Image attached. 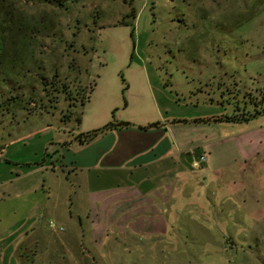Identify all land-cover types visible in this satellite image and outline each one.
<instances>
[{
	"label": "rangeland",
	"instance_id": "374dc122",
	"mask_svg": "<svg viewBox=\"0 0 264 264\" xmlns=\"http://www.w3.org/2000/svg\"><path fill=\"white\" fill-rule=\"evenodd\" d=\"M263 108L264 0H0V150L12 163L112 120H181L188 139L213 138L211 168L224 170L199 153L166 229L130 235L111 264H264V162L236 138L264 132Z\"/></svg>",
	"mask_w": 264,
	"mask_h": 264
},
{
	"label": "crops",
	"instance_id": "0c3cea01",
	"mask_svg": "<svg viewBox=\"0 0 264 264\" xmlns=\"http://www.w3.org/2000/svg\"><path fill=\"white\" fill-rule=\"evenodd\" d=\"M131 120L87 142H57L54 154L15 161L18 168L0 150V264H111L130 235L166 229L167 205L193 180L199 153L205 168L224 170L211 168V134L191 140L175 128L181 120ZM262 137L259 129L236 137L260 165Z\"/></svg>",
	"mask_w": 264,
	"mask_h": 264
},
{
	"label": "trees",
	"instance_id": "16d2710c",
	"mask_svg": "<svg viewBox=\"0 0 264 264\" xmlns=\"http://www.w3.org/2000/svg\"><path fill=\"white\" fill-rule=\"evenodd\" d=\"M257 113H259V110L255 111V113H244V114L240 113V114H233L231 116H225V117L223 116V117H218V118H213V119L215 121L218 119H222V118H224V120H226V121H240V120L246 121ZM127 124H129L128 121H117L116 122L115 120H112V121L107 122L105 125H103L100 128L92 129V130H89L86 132H81L76 137L78 138L79 142H81V143L87 142V141L91 140L92 138H94L96 135L104 132L105 130H107L110 127H113V126L117 127V126H122V125H127ZM157 124H158V122H154V123L149 124V125L152 126V125H157Z\"/></svg>",
	"mask_w": 264,
	"mask_h": 264
},
{
	"label": "built area",
	"instance_id": "2783aa9c",
	"mask_svg": "<svg viewBox=\"0 0 264 264\" xmlns=\"http://www.w3.org/2000/svg\"><path fill=\"white\" fill-rule=\"evenodd\" d=\"M199 157H200V159L204 160V159H205V154H201ZM197 163H198V162L195 161V162L193 163V166H194V167L197 166ZM49 225H50V226H54V223H53L52 221H50V222H49Z\"/></svg>",
	"mask_w": 264,
	"mask_h": 264
}]
</instances>
